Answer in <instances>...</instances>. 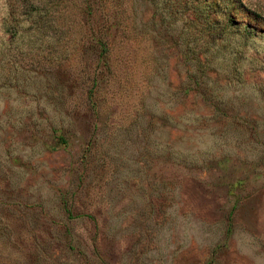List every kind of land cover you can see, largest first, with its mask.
I'll use <instances>...</instances> for the list:
<instances>
[{
	"label": "rangeland",
	"instance_id": "rangeland-1",
	"mask_svg": "<svg viewBox=\"0 0 264 264\" xmlns=\"http://www.w3.org/2000/svg\"><path fill=\"white\" fill-rule=\"evenodd\" d=\"M0 264H264V0H0Z\"/></svg>",
	"mask_w": 264,
	"mask_h": 264
},
{
	"label": "trees",
	"instance_id": "trees-1",
	"mask_svg": "<svg viewBox=\"0 0 264 264\" xmlns=\"http://www.w3.org/2000/svg\"><path fill=\"white\" fill-rule=\"evenodd\" d=\"M216 14H218V12H216ZM195 15L193 13H190V17H194ZM216 17V16H215ZM217 18V17H216ZM213 17L211 15H207L206 17L203 18V23H204V26H205V30L207 33V36L205 37V43L206 44H218V45H221V44H228L230 43L231 41L232 42H241V41H244V40H247V34H232L234 31H233V28H232V21L230 20V18L224 14V13H221L220 14V19H218L217 21V25L218 27H212L211 24L213 22ZM197 20V18H195V20H192V19H189V22L191 24H193L195 21ZM216 32V33H214ZM199 39V37H196L195 39L192 38V35H191V42L193 41H197ZM192 42V43H193ZM192 50V49H191ZM199 59V57H198ZM194 86L196 85H200L199 82H193Z\"/></svg>",
	"mask_w": 264,
	"mask_h": 264
}]
</instances>
